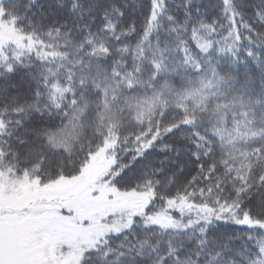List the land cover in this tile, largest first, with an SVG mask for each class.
Wrapping results in <instances>:
<instances>
[{
    "label": "snow or ice",
    "instance_id": "snow-or-ice-1",
    "mask_svg": "<svg viewBox=\"0 0 264 264\" xmlns=\"http://www.w3.org/2000/svg\"><path fill=\"white\" fill-rule=\"evenodd\" d=\"M0 264H264V0H0Z\"/></svg>",
    "mask_w": 264,
    "mask_h": 264
}]
</instances>
